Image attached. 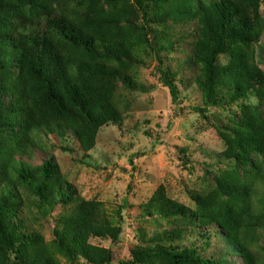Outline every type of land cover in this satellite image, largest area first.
Segmentation results:
<instances>
[{
    "label": "trees",
    "instance_id": "obj_1",
    "mask_svg": "<svg viewBox=\"0 0 264 264\" xmlns=\"http://www.w3.org/2000/svg\"><path fill=\"white\" fill-rule=\"evenodd\" d=\"M188 40V56L174 69L171 57ZM258 53L264 0H0V264H112L111 251L90 240L117 244L120 210L115 221L101 202L82 198L40 139L69 134L74 142L63 152L92 151L103 126L122 122L124 99L148 91L137 73L152 63L172 103L189 73L203 105L196 112L234 104L238 115L215 127L224 168L186 193L194 208L160 187L142 209L165 230L120 264H233L232 255L264 264ZM184 233L198 236L199 246L182 247ZM213 237L224 241L225 257L204 255Z\"/></svg>",
    "mask_w": 264,
    "mask_h": 264
},
{
    "label": "rangeland",
    "instance_id": "obj_2",
    "mask_svg": "<svg viewBox=\"0 0 264 264\" xmlns=\"http://www.w3.org/2000/svg\"><path fill=\"white\" fill-rule=\"evenodd\" d=\"M191 41L187 44L180 41L181 48H177L169 62L174 69L177 60L188 56ZM220 61L225 63L224 58ZM154 65L138 69V85L148 91L130 93L124 99L127 104L121 105L122 122L103 126L92 151L63 152L62 147L67 148L74 142L69 134L42 135L40 139L42 149L55 157L64 178L76 187L82 198L101 202L115 221V212L120 210L119 242L90 240L93 245L111 251L112 264L128 260L132 251L165 230L164 222L156 224L154 217L146 216L142 209L160 187H164L170 199L194 208L186 193L199 190L209 173L224 168L220 162L225 146L215 127L238 115L234 104L209 109L203 114L196 112L203 105L189 73L184 75L185 85L178 83V103H172L168 90L157 81ZM247 103L254 104L255 100ZM22 160L28 162L25 157ZM28 163L38 165L40 159L36 157ZM208 177L211 180V175ZM52 227L53 223H44L47 242L51 239ZM206 232L210 238L211 233L215 234L212 227H207ZM140 234L145 235L144 240ZM196 237L184 233L180 245L199 246L200 240ZM209 244L204 251L206 257H225L223 240L213 237ZM228 258L233 264H242L235 255Z\"/></svg>",
    "mask_w": 264,
    "mask_h": 264
},
{
    "label": "water",
    "instance_id": "obj_3",
    "mask_svg": "<svg viewBox=\"0 0 264 264\" xmlns=\"http://www.w3.org/2000/svg\"><path fill=\"white\" fill-rule=\"evenodd\" d=\"M258 57H259L260 59H264V53H258Z\"/></svg>",
    "mask_w": 264,
    "mask_h": 264
}]
</instances>
